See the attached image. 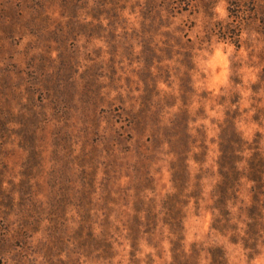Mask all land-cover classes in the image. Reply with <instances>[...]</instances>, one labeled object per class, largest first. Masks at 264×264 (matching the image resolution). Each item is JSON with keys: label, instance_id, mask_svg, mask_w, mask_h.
I'll list each match as a JSON object with an SVG mask.
<instances>
[{"label": "rangeland", "instance_id": "rangeland-1", "mask_svg": "<svg viewBox=\"0 0 264 264\" xmlns=\"http://www.w3.org/2000/svg\"><path fill=\"white\" fill-rule=\"evenodd\" d=\"M174 219L264 264V0H0V264H171Z\"/></svg>", "mask_w": 264, "mask_h": 264}, {"label": "trees", "instance_id": "trees-1", "mask_svg": "<svg viewBox=\"0 0 264 264\" xmlns=\"http://www.w3.org/2000/svg\"><path fill=\"white\" fill-rule=\"evenodd\" d=\"M239 17H234L232 19L234 25L232 26L234 29V33L235 30H237V32L239 33V23L240 20L238 19ZM225 35L223 36H228V34L226 32H223ZM182 147L185 148V142L183 144V142H181ZM187 147V146H186ZM223 157L221 158V163L220 164V173L221 176L223 178V181L221 182V184L218 186L219 188V192H221V194H227L229 191H232L234 189V184L237 183V174L238 171L235 168V161L233 163V160L236 158H233L232 155L235 156V148L232 147V145H228V146H223ZM185 151L184 153H182L181 155V160H180V165L182 166V170L180 174H173V182L175 184H179V186L185 184V182H187L188 178H189V172H188V168H189V164L187 162V159H185ZM229 156V157H228ZM223 203V201H222ZM172 216V215H171ZM154 216L150 213L149 217H148V222L145 225L146 228L148 229L147 234H150L153 230V218ZM175 225H169L170 227V234L172 235H176L177 238H170V244H171V254H172V263L171 264H198V260L200 258V251L197 247L196 244L192 245V248L189 252H186L185 247L183 245V238L180 236V232H181V223L179 222V220L177 221V219H174ZM139 222H136L135 225L131 226V233L133 232L134 237L136 235H138L141 231L140 226H139ZM180 231V232H179ZM107 248V254L108 256H111L112 253V246L109 245V243L106 245ZM211 264H225V258L223 256V254L221 253V251H219V249H213V251L211 250Z\"/></svg>", "mask_w": 264, "mask_h": 264}]
</instances>
